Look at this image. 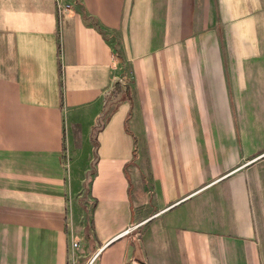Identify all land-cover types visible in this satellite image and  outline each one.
Segmentation results:
<instances>
[{
	"label": "crops",
	"instance_id": "1",
	"mask_svg": "<svg viewBox=\"0 0 264 264\" xmlns=\"http://www.w3.org/2000/svg\"><path fill=\"white\" fill-rule=\"evenodd\" d=\"M72 240L76 264H264V0H0V264Z\"/></svg>",
	"mask_w": 264,
	"mask_h": 264
},
{
	"label": "built area",
	"instance_id": "2",
	"mask_svg": "<svg viewBox=\"0 0 264 264\" xmlns=\"http://www.w3.org/2000/svg\"><path fill=\"white\" fill-rule=\"evenodd\" d=\"M74 4V0H54V9H55V15L56 18L59 19L61 14L67 10H69ZM112 56V60H113ZM118 78V80H120L122 83L125 84L126 79L128 78L127 74L126 75H122ZM77 246V241L72 240L70 242L69 245V249L67 250V261L69 264H76L75 263V259H74V255H73V249ZM93 259V256H90L89 258H87L82 264H91Z\"/></svg>",
	"mask_w": 264,
	"mask_h": 264
},
{
	"label": "water",
	"instance_id": "3",
	"mask_svg": "<svg viewBox=\"0 0 264 264\" xmlns=\"http://www.w3.org/2000/svg\"><path fill=\"white\" fill-rule=\"evenodd\" d=\"M117 82L119 89H124V83H122L120 80H118V78H115L113 80V84L112 86L105 92V96L107 97L106 100L104 101V107L106 106V103H108L109 101L115 100L118 95L119 92H113L114 91V83Z\"/></svg>",
	"mask_w": 264,
	"mask_h": 264
},
{
	"label": "trees",
	"instance_id": "4",
	"mask_svg": "<svg viewBox=\"0 0 264 264\" xmlns=\"http://www.w3.org/2000/svg\"><path fill=\"white\" fill-rule=\"evenodd\" d=\"M83 14V13H82ZM117 90H119V86H118V84H117V82H115L114 83V91L113 92H117ZM124 90V89H123ZM101 117H98V121H97V123H96V126L94 125V127L92 128V129H94L95 130V128L97 127V125H99L100 123V121H99V119H100Z\"/></svg>",
	"mask_w": 264,
	"mask_h": 264
},
{
	"label": "rangeland",
	"instance_id": "5",
	"mask_svg": "<svg viewBox=\"0 0 264 264\" xmlns=\"http://www.w3.org/2000/svg\"><path fill=\"white\" fill-rule=\"evenodd\" d=\"M82 261V258H78L77 262L78 264Z\"/></svg>",
	"mask_w": 264,
	"mask_h": 264
}]
</instances>
